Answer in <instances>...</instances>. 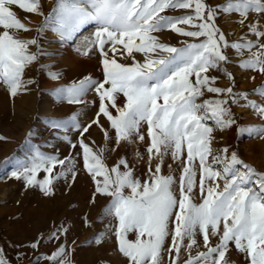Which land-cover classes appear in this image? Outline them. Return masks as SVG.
I'll list each match as a JSON object with an SVG mask.
<instances>
[{"label":"snow or ice","instance_id":"1","mask_svg":"<svg viewBox=\"0 0 264 264\" xmlns=\"http://www.w3.org/2000/svg\"><path fill=\"white\" fill-rule=\"evenodd\" d=\"M13 5L43 17L37 38L21 39L15 34L31 29L15 16ZM177 9L191 11L182 16L162 15ZM253 13L264 18V0H226L216 7L208 6L205 0H55L47 14L41 0H0V29H3L0 83L11 97L34 83L25 80L24 73L42 54L39 36L45 30H51L60 41H68L92 25L94 31L84 37L76 51L88 55L93 49L98 50L103 80L85 77L56 88V99L69 104L83 103V96L94 90L99 98V110L92 123L101 127L106 141L114 139L117 147L134 139L143 143L145 135L140 130L142 125L147 126L145 151L149 167L147 178L141 182L126 159L121 158L109 168L102 159L106 148L94 150L84 142V134L92 124L82 126L76 115L49 121L53 129L67 132L74 128L79 133L80 139L75 144L67 135L63 139L71 147L81 149L77 155L82 157L83 168L95 186L93 202L96 195L111 198L102 215H110L117 221L114 229L109 226V230L114 231L118 251L128 264H162L164 251L169 254L170 264H179L182 249L189 254L184 264H228L226 253L230 244L245 254L249 264H264V172L245 163L236 152L229 155V150L223 148L214 155L211 148L215 130L212 125L224 130L235 123L229 103L237 104L244 99L243 106L264 119V105L249 100L248 92H234V77L223 68L229 62L226 49L235 50L237 55L247 50L248 58L238 66L264 74V43L260 42L264 40V24L259 19L251 22L249 17ZM220 14H237V22L242 26L248 21V33L256 41L242 37L239 42L229 43L215 23ZM164 30L199 42L185 43L179 48L167 45L153 35ZM31 46H36L37 51L31 52ZM109 52L113 55L109 56ZM134 53L142 54L143 62L137 61ZM117 55L131 59L132 63H119ZM212 69L223 71L233 86L226 89L215 86L217 78L208 75ZM47 75L52 80L60 79V73L55 71H48ZM205 93L215 94L217 98L198 103ZM251 94L264 99V84ZM120 96L124 97L123 106L117 103ZM101 115L109 122V128L99 124ZM239 132L264 138V127L240 128ZM4 139L0 136V140ZM169 155L180 164L178 197L173 190L176 178L161 174L165 157ZM136 156L143 159L139 152ZM75 163L71 154L61 160L36 149L29 162L12 176L50 195L55 180L67 179L69 174L75 179ZM57 165L61 171L53 175ZM41 171L46 175L38 180ZM197 187L199 204L192 200ZM129 233H135V240L128 239ZM198 235L202 236L206 251L192 256ZM210 236L218 237L214 246ZM169 237L171 244L165 249ZM57 238L56 233L50 237ZM38 243L30 247L36 249ZM40 259L70 264L63 245L50 256L37 257L34 264H39ZM0 264H9L2 248Z\"/></svg>","mask_w":264,"mask_h":264},{"label":"rangeland","instance_id":"2","mask_svg":"<svg viewBox=\"0 0 264 264\" xmlns=\"http://www.w3.org/2000/svg\"><path fill=\"white\" fill-rule=\"evenodd\" d=\"M54 2L55 0H41L45 14L51 10ZM205 2L210 7H216L224 4L226 0H205ZM12 11L22 23L31 29L29 32H16L18 38H37V29L40 27L43 17L27 13L15 5L12 6ZM190 11L186 9L167 10L162 15L182 16L190 14ZM238 19L237 14H220L215 23L225 34L229 43L239 42L242 37L256 41V37L248 33L246 26L248 21L242 26L237 22ZM257 19L261 24H264V18H258L254 13L249 17L251 22H256ZM178 26L187 28L185 25ZM2 30L0 29V31ZM93 31L94 26L89 25L83 28L74 39L60 41L59 37L51 30H45L39 36L42 54L24 73V79L33 80L34 83L28 85L27 90L21 91L16 97H11L6 87L0 83V136L6 138L0 140V168L3 169L0 170V248L3 249V255L9 264H34L37 257L50 256L61 245L66 249L70 264H128L127 259L118 251L114 231L109 230V226L114 229L117 221L110 215H102L111 198L96 195L93 202L95 186L90 175L83 168L82 157L77 155L81 149L78 146L71 147L63 139V136L67 135L75 144L80 139L79 133L74 128H69L67 132L53 129L49 126V121H62L76 115L82 126L92 124L89 131L84 134V142L94 150L106 148L102 159L109 168L116 165L121 158L126 159L134 170V176L141 182L147 178L149 167L145 151L148 144L147 126L142 125L140 130L145 135L143 143L134 139L132 143L121 142L117 147L114 139L106 141L101 127L92 123L99 110V98L94 90H89L82 98L83 103L69 104L62 101L66 107L69 106L66 112L61 108L45 117L42 125L48 126V131L35 128L39 114L38 103L43 93L54 95L56 88L69 86L85 77H91L98 81L103 80V66L98 50L93 49L88 55L76 51L77 47L81 46L84 37L89 36ZM153 35L157 36L160 42L178 48L184 46L185 43L199 42L170 30L156 32ZM260 42L264 43V40ZM255 50L253 49V51ZM30 51L36 52V46H31ZM225 51L229 62L224 64L223 68L234 77V92H248L250 93L249 100L264 105V99L251 94L253 89L264 84V79L248 84L251 73L253 77H256L258 72L244 70L238 66L242 60L248 58L249 52L245 50L242 55H237L231 48ZM112 55L109 52V56ZM134 55L137 61L143 62L142 54L134 53ZM115 58L122 64L132 63L131 59L121 58L119 55ZM48 71L60 73V79H50L47 75ZM208 75L217 78L215 84L217 87L226 89L233 86V81L229 80L223 71L212 69L209 70ZM215 98H217L215 94L205 93L197 102L202 103L206 99ZM219 98L223 99L224 97ZM29 99H33L31 103L28 101ZM117 103L119 106H123L124 97H118ZM245 104L244 99H240L237 104L229 103L232 118L235 120V123L229 128L219 130L212 125L211 121L208 122L215 129L212 134L214 139L211 148L214 155L219 154L223 148L229 150V155L236 152L245 163L264 172V138L239 132L240 128L264 127V119L260 118L252 109L244 107ZM15 110L18 112L14 113ZM110 110L113 115L116 114L114 109ZM99 124L105 129L109 128V122L102 115L99 117ZM114 148L115 150H113ZM36 149L45 155L56 156L61 160L71 154L76 161L75 179L73 180L69 174L67 179L55 180L50 195H45L39 187L26 186L23 180L15 179L12 173L21 165L28 163ZM137 152L143 156V159L137 158ZM210 161L211 157H209ZM155 164L154 160L152 162L153 169ZM180 170L179 162L173 161L170 155L165 157L161 174L173 175L176 178L173 190L177 197L179 196ZM60 171L61 167L57 165L53 169V175ZM45 175L46 173L41 171L38 173L37 179L42 180ZM198 178L199 173L197 180ZM125 194H127V190ZM192 200L195 204L201 202L198 187L192 193ZM64 229L67 231H63ZM53 233L57 234V239H50ZM97 238L100 240L99 243ZM135 238V233H129L128 239L135 240ZM197 241V246L191 250L192 256H195L199 251H206L202 236L198 235ZM210 241L214 246L218 242V237L210 236ZM34 242H39L36 249L30 247ZM170 244L171 238L169 237L165 249ZM162 255V264H170L168 252L164 251ZM188 255V252L182 249L179 264H184ZM226 260L228 264H249L245 254L236 250L231 244L226 253ZM39 264H54V262L40 259Z\"/></svg>","mask_w":264,"mask_h":264},{"label":"bare ground","instance_id":"3","mask_svg":"<svg viewBox=\"0 0 264 264\" xmlns=\"http://www.w3.org/2000/svg\"><path fill=\"white\" fill-rule=\"evenodd\" d=\"M70 41V40H69ZM82 58V57H81ZM252 73H251V77H249L248 79V84H251L255 81H259V80H263L264 79V74L261 73H256V77L255 79H252ZM45 82L46 79L42 78ZM46 84V83H45ZM35 94V93H34ZM2 97V96H1ZM33 97V94H32ZM33 99H29L28 101H32ZM64 102V101H63ZM62 101H58L55 97V95H50L49 93L45 92L43 93V95L41 96L39 103H38V116H37V120L35 122V128L39 129L42 131H48V126H44L43 124V120L45 119V117L49 116V114H53L55 111H57V109H63V111H67L69 109V106H65L64 103ZM26 105V104H25ZM33 109V105L31 106ZM71 108V107H70ZM23 111V110H22ZM21 111V113H22ZM62 111V110H61ZM14 113L18 112V110L13 111ZM20 112V111H19ZM23 113H25V111H23ZM22 113V114H23ZM62 113V112H59ZM55 116V115H54ZM24 118V117H23ZM252 118V117H251ZM259 119V118H258ZM245 152V151H244ZM0 170H3L2 168H0Z\"/></svg>","mask_w":264,"mask_h":264}]
</instances>
